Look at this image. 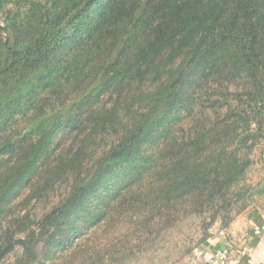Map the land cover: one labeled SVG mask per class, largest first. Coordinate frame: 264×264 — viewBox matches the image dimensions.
Listing matches in <instances>:
<instances>
[{"label": "trees", "instance_id": "obj_1", "mask_svg": "<svg viewBox=\"0 0 264 264\" xmlns=\"http://www.w3.org/2000/svg\"><path fill=\"white\" fill-rule=\"evenodd\" d=\"M11 1L0 23V216L11 217L0 264L17 251L9 264H58L86 230L124 224L106 249L158 250L184 225L228 228L248 193L252 205L264 0ZM250 216L262 227L257 208ZM83 244L61 264L103 261V247Z\"/></svg>", "mask_w": 264, "mask_h": 264}, {"label": "rangeland", "instance_id": "obj_2", "mask_svg": "<svg viewBox=\"0 0 264 264\" xmlns=\"http://www.w3.org/2000/svg\"><path fill=\"white\" fill-rule=\"evenodd\" d=\"M12 1L9 2V0H6V2L3 4L2 8H0V23L3 22V18H5V14L8 10H10L13 7ZM4 9V11H3ZM251 158L253 160L252 166L249 169L246 184L252 185L254 187L252 192V197L250 198V201L252 205L249 207V193L246 197L248 208L238 213L234 220L239 218H249V211L251 212L255 208H258L259 210H264V139L261 141V143L255 148L253 153L251 154ZM65 192V187L62 186L58 188V190L51 194L49 199L47 200H41L40 202H37L34 212L37 214L38 217H40L42 214H44L46 211H48L52 206H54L59 199L62 197V194ZM24 205L19 206V208H16L14 211H19V209L23 208ZM26 208V207H24ZM23 208V209H24ZM26 211V209H24ZM28 210V209H27ZM23 211V212H25ZM187 221V220H186ZM11 222V217H3L0 216V236L2 234L1 230L5 229L9 226ZM185 234L179 235L178 232L173 234H167L164 242L160 246H157L159 249L156 250L155 248H149L145 247L144 252L135 251L133 254L128 253V251L124 250L122 254L119 256L114 251L110 249H106L104 245L110 243L115 237L116 238H123V236H126L128 233H126L127 225H120L116 228H112L111 230H107L106 233L103 232L101 229L96 230L95 228L91 227L88 231L84 233L82 238L79 240H76L73 246H68L64 251H61L58 257V264H61L62 262H68L72 259V252L75 250V248H78L80 244H83V246H89L91 251H95L94 249L100 250L101 247H103L102 252L100 253L103 261L98 262L97 264H181L183 261L187 258H189L194 251L200 249L198 247H202L204 244H207L209 239L213 237L214 234L219 232V230L223 229V222L221 220H217L213 226L209 228L207 233H205V230L198 224L197 226L194 225L192 228L186 227V225L183 226ZM126 234V235H124ZM92 238L93 241H90L86 243L85 241L90 240ZM205 239V241H203ZM86 243V244H85ZM136 242H133L135 244ZM125 245H123L124 247ZM189 248H193V250L189 253H187V250ZM90 251V252H91ZM20 251H17L16 253H13L3 264H9L11 262H15L18 253ZM116 254V259H113L112 263L109 262L108 254ZM192 253V254H191ZM128 254V258H123ZM81 259V257H80ZM96 264V263H94Z\"/></svg>", "mask_w": 264, "mask_h": 264}, {"label": "crops", "instance_id": "obj_3", "mask_svg": "<svg viewBox=\"0 0 264 264\" xmlns=\"http://www.w3.org/2000/svg\"><path fill=\"white\" fill-rule=\"evenodd\" d=\"M252 211H249V218L236 219L228 228L219 230L199 250L205 255L215 254L224 242L220 231H225L230 242L228 264H264V210L258 209L259 217H262V227H260V218L255 220L250 216ZM191 256L181 264H188Z\"/></svg>", "mask_w": 264, "mask_h": 264}, {"label": "built area", "instance_id": "obj_4", "mask_svg": "<svg viewBox=\"0 0 264 264\" xmlns=\"http://www.w3.org/2000/svg\"><path fill=\"white\" fill-rule=\"evenodd\" d=\"M260 233V232H258ZM221 236L224 238L222 247L212 255H205L201 250L193 252L188 264H228L230 255V242L227 240L225 231H220Z\"/></svg>", "mask_w": 264, "mask_h": 264}]
</instances>
